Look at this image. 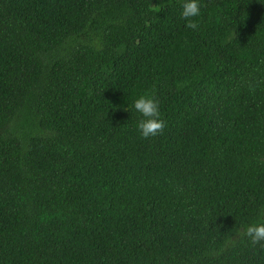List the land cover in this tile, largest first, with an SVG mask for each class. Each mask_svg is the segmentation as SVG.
Returning <instances> with one entry per match:
<instances>
[{
    "label": "trees",
    "instance_id": "1",
    "mask_svg": "<svg viewBox=\"0 0 264 264\" xmlns=\"http://www.w3.org/2000/svg\"><path fill=\"white\" fill-rule=\"evenodd\" d=\"M184 3L0 0V264H264V0Z\"/></svg>",
    "mask_w": 264,
    "mask_h": 264
},
{
    "label": "clouds",
    "instance_id": "2",
    "mask_svg": "<svg viewBox=\"0 0 264 264\" xmlns=\"http://www.w3.org/2000/svg\"><path fill=\"white\" fill-rule=\"evenodd\" d=\"M200 7L198 0H185L182 5L181 17L186 21L187 29L194 31L198 29L199 26L194 18L200 15ZM132 107L143 117L137 123L141 138L148 139L163 133L167 125L166 121L160 118L158 102L155 99L142 95L133 102ZM260 216L261 222L246 226L241 236L247 238L253 246L264 247V208L261 209Z\"/></svg>",
    "mask_w": 264,
    "mask_h": 264
}]
</instances>
